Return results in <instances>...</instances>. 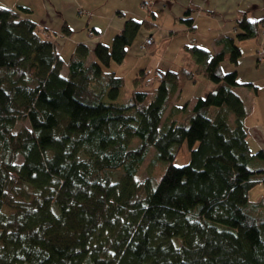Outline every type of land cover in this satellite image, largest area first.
Here are the masks:
<instances>
[{"label":"trees","instance_id":"obj_1","mask_svg":"<svg viewBox=\"0 0 264 264\" xmlns=\"http://www.w3.org/2000/svg\"><path fill=\"white\" fill-rule=\"evenodd\" d=\"M29 12L0 5V264H264V150L249 147L234 91L254 85L222 64L236 65L264 15L243 12L217 52L190 38L152 90L136 85L139 68L124 100L112 64L149 19L126 17L110 45L89 57L80 41L64 61ZM195 74L213 87L171 101ZM184 142L188 160L174 164Z\"/></svg>","mask_w":264,"mask_h":264},{"label":"crops","instance_id":"obj_2","mask_svg":"<svg viewBox=\"0 0 264 264\" xmlns=\"http://www.w3.org/2000/svg\"><path fill=\"white\" fill-rule=\"evenodd\" d=\"M142 2L143 0H0V5L13 9L18 5L29 8V13H21L20 16L33 20L41 31L47 32L57 44V51L64 61L80 41L89 45V57L96 42L110 45L112 37L121 29L126 17L149 19L153 24L139 30L127 47L122 63L112 64L117 72L127 57H134L137 61L141 54L144 55L143 60L158 57L154 62L150 61L155 65L154 70L161 65H172L176 59L174 56L183 55L188 59L182 46L193 37L195 43L211 52H217L219 47L215 44L216 39L224 34H232L235 20L243 12L251 19H259L264 15V0H148L146 7L142 6ZM187 8L191 9L193 27L184 22ZM65 24L71 32L67 36H61ZM89 30L96 34L89 35ZM148 36H151L152 42L143 47L144 39ZM237 44L241 49V56L235 66L227 63L226 67L236 69L241 83L249 82L254 85H238L234 91L242 97L248 111L244 123L248 131L249 147L251 150H264V31L257 38L241 40ZM148 46L152 48L148 52L149 57L145 53ZM152 80L153 74L149 81ZM185 86L195 90V93L213 87L202 78V74L186 81L179 95ZM123 87L122 94L128 95ZM178 98L175 95L174 102Z\"/></svg>","mask_w":264,"mask_h":264},{"label":"rangeland","instance_id":"obj_3","mask_svg":"<svg viewBox=\"0 0 264 264\" xmlns=\"http://www.w3.org/2000/svg\"><path fill=\"white\" fill-rule=\"evenodd\" d=\"M142 4H143V2H142ZM143 6V5H142ZM144 7V6H143ZM147 27H141V30L142 29H146ZM152 28V27H151ZM196 44H198L199 45V43H196ZM149 45V44H148ZM148 50V51H147ZM147 50L145 51V53H147V55L146 56H148L149 57V51L150 50H152V48L151 47H147ZM142 56H144L143 54H141L140 55V58H138V60L136 61L135 59H134V57H127V59L124 61V64H122L123 66H119V73H122V72H124L125 74H124V77H125V86L123 87L127 92H129V90H130V88L132 87V86H134L135 84H136V82H134L133 80H134V77H135V75H136V73L138 72V70H139V68H144V67H146V68H144L145 70H146V72H147V74L145 75V78H144V80H143V82H140L139 84H136L139 88H143V89H150V90H152L153 88H154V85H155V83L156 82H154V80L152 81V85H150V83H151V81H149L150 80V78H151V74H153V72H154V66L155 65H153V63H150V61L151 62H154L155 60H157L158 59V57L157 56H154V57H152V58H147V59H145V60H143L142 59ZM174 58H178V57H176V56H174ZM143 60V61H142ZM136 62H142V64H136ZM144 62V63H143ZM227 63H230V62H228V60L227 59H225L224 61H223V66H226L227 65ZM144 66V67H143ZM66 72V66H64L63 68H62V73L64 74ZM197 75V74H196ZM196 75H194L193 77L195 78V76ZM150 82V83H149ZM202 80H201V84H202ZM203 85V84H202ZM197 86H200V85H197ZM124 90V91H125ZM196 91L195 90H193V89H188L187 88V86H185V89H183V91H181V93H180V96H179V98L177 99V101L175 102L176 104H180L185 98H189L190 100H192V98H193V95L194 94H198L199 92H197V93H195ZM121 96H122V98L124 99V96L127 98L128 97V95H123L122 94V92H121ZM188 99V100H189ZM125 100V99H124ZM171 101H174V97L172 98V100ZM189 102H191V101H189ZM155 154V150H154V148L153 147H150L149 148V150H148V153H147V156H148V159H149V157H152V155H154ZM147 159V160H148ZM188 160V150H187V146H186V143L184 142L183 144H182V147H181V149L179 150V152H178V154L175 156V158L173 159V163L174 164H182V163H184V162H186ZM118 172H121L120 170L118 171ZM146 171H145V168H144V166L143 167H141L140 168V170H139V173H140V177L139 178H142L143 176H145V173ZM262 190H263V186H262V183H260V184H256L253 188H252V190L249 192V196L253 199V198H256V197H258V195L260 194V192H262ZM257 192H259V193H257ZM2 211H4L5 213H8L10 210L7 208V207H5V206H3L2 207Z\"/></svg>","mask_w":264,"mask_h":264},{"label":"built area","instance_id":"obj_4","mask_svg":"<svg viewBox=\"0 0 264 264\" xmlns=\"http://www.w3.org/2000/svg\"><path fill=\"white\" fill-rule=\"evenodd\" d=\"M144 7H146L148 5V0H143V4H142ZM152 42V38L151 37H146L145 40H144V43L145 45H148ZM156 75L158 77H161V74L159 72H156Z\"/></svg>","mask_w":264,"mask_h":264}]
</instances>
